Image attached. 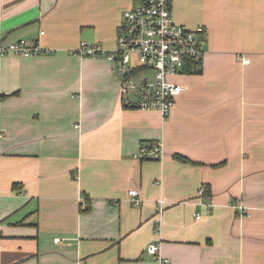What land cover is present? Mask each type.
Here are the masks:
<instances>
[{"label": "crops", "instance_id": "1", "mask_svg": "<svg viewBox=\"0 0 264 264\" xmlns=\"http://www.w3.org/2000/svg\"><path fill=\"white\" fill-rule=\"evenodd\" d=\"M136 4L0 0V42L46 52L1 59L0 264H264V0H174L208 41L169 117L127 107L117 65L76 53L114 50ZM157 141L162 159L135 158Z\"/></svg>", "mask_w": 264, "mask_h": 264}, {"label": "built area", "instance_id": "2", "mask_svg": "<svg viewBox=\"0 0 264 264\" xmlns=\"http://www.w3.org/2000/svg\"><path fill=\"white\" fill-rule=\"evenodd\" d=\"M174 0H137V4L124 11L123 22L118 27L116 48L107 50L100 44L82 41L76 51L81 56L106 57L117 65L121 82L122 102L131 108L158 110L169 117L179 96L186 86L174 80L203 61L208 32L205 26L190 29L177 22L174 14ZM43 33V32H42ZM32 56L46 53L37 42L25 38L8 45L0 42V77L2 57L8 53ZM249 59H243L245 64ZM164 156L162 142L143 145L135 154L136 159L160 160ZM206 188L199 191L203 196ZM134 205L141 204L140 192H129ZM159 217L164 211V201L159 200ZM233 207L240 215H251L243 203ZM207 212H211L208 205ZM195 217L200 219L201 213ZM58 241V239H56ZM148 251L161 263L169 259L162 256L160 243H152Z\"/></svg>", "mask_w": 264, "mask_h": 264}, {"label": "trees", "instance_id": "3", "mask_svg": "<svg viewBox=\"0 0 264 264\" xmlns=\"http://www.w3.org/2000/svg\"><path fill=\"white\" fill-rule=\"evenodd\" d=\"M202 72V61L195 64L193 69L188 70L186 73H201ZM182 161H189V159L185 156L179 155L178 156Z\"/></svg>", "mask_w": 264, "mask_h": 264}]
</instances>
